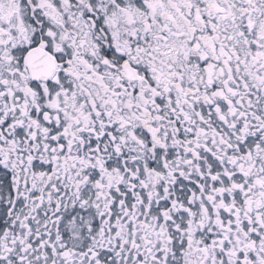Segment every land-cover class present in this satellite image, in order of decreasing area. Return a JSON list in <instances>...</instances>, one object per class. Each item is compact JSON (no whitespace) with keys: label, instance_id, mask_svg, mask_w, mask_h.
I'll use <instances>...</instances> for the list:
<instances>
[{"label":"snow or ice","instance_id":"1","mask_svg":"<svg viewBox=\"0 0 264 264\" xmlns=\"http://www.w3.org/2000/svg\"><path fill=\"white\" fill-rule=\"evenodd\" d=\"M0 264H264V0H0Z\"/></svg>","mask_w":264,"mask_h":264}]
</instances>
